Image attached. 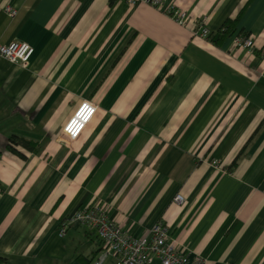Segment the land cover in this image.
Wrapping results in <instances>:
<instances>
[{
  "label": "crops",
  "instance_id": "crops-1",
  "mask_svg": "<svg viewBox=\"0 0 264 264\" xmlns=\"http://www.w3.org/2000/svg\"><path fill=\"white\" fill-rule=\"evenodd\" d=\"M164 7L0 0V44L35 48L27 67L0 58L6 264H90L95 231L60 227L95 202L136 237L164 222L195 257L264 264V0Z\"/></svg>",
  "mask_w": 264,
  "mask_h": 264
},
{
  "label": "built area",
  "instance_id": "built-area-1",
  "mask_svg": "<svg viewBox=\"0 0 264 264\" xmlns=\"http://www.w3.org/2000/svg\"><path fill=\"white\" fill-rule=\"evenodd\" d=\"M136 4L145 2L155 5L158 8H165V0H123ZM11 15L17 11L7 7ZM166 11L176 18L181 24L187 23L186 12L174 6ZM196 35L210 39L212 30L202 21L194 29ZM235 45L247 49L253 48L251 36L235 37ZM35 52V48L28 42L13 40L7 44H0V58H5L22 67L29 66V62ZM178 204H184L185 198L182 194L175 196ZM73 226H87L99 237L102 242V249L92 259L90 264H235L231 262H207L202 257L193 256L188 249H181L176 239L171 237L169 227L164 222L156 223L150 234L146 237H136L118 223L113 221L108 214L105 205L95 202L85 205L71 214L62 222L60 233L64 234L68 228Z\"/></svg>",
  "mask_w": 264,
  "mask_h": 264
},
{
  "label": "trees",
  "instance_id": "trees-1",
  "mask_svg": "<svg viewBox=\"0 0 264 264\" xmlns=\"http://www.w3.org/2000/svg\"><path fill=\"white\" fill-rule=\"evenodd\" d=\"M235 23H236V21H230V22L225 23V29L222 32L221 36H223V37H221V39L224 38L226 35L228 36L233 31ZM216 41H218V40L216 39ZM0 264H6L5 258L0 257Z\"/></svg>",
  "mask_w": 264,
  "mask_h": 264
}]
</instances>
